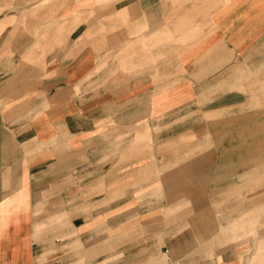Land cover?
Masks as SVG:
<instances>
[{
	"label": "crops",
	"instance_id": "0c3cea01",
	"mask_svg": "<svg viewBox=\"0 0 264 264\" xmlns=\"http://www.w3.org/2000/svg\"><path fill=\"white\" fill-rule=\"evenodd\" d=\"M261 90L264 0H0V264H264V204L207 191Z\"/></svg>",
	"mask_w": 264,
	"mask_h": 264
},
{
	"label": "rangeland",
	"instance_id": "374dc122",
	"mask_svg": "<svg viewBox=\"0 0 264 264\" xmlns=\"http://www.w3.org/2000/svg\"><path fill=\"white\" fill-rule=\"evenodd\" d=\"M43 1H50V0H43ZM63 1H70V0H63ZM109 1V0H108ZM97 7L100 5H96ZM102 7V6H101ZM92 11L89 12H78L73 19L81 18V17H88L92 14ZM72 20L68 21L69 23H72ZM66 22V23H68ZM74 24V23H73ZM167 24V22H166ZM166 26V25H165ZM144 31H149L148 26H143L142 28ZM163 31L165 36L170 35V27H166L164 29H160V31ZM151 31V30H150ZM160 31H155L154 33H151L149 36L142 35L138 36L135 40L132 41V43L128 44L126 49H132L133 51L136 50L138 53H142L143 55L148 54L152 50H156V55L161 56L163 55V52L166 50V44H167V38L165 37L164 40L158 39V34ZM153 32V31H151ZM259 94L264 95V91H260ZM258 95L257 93L255 96ZM205 116V115H204ZM203 116V117H204ZM194 138H187V139H177L174 143H170V139L165 140L163 142H160V146L164 145H180L182 146L184 142L186 141V144L191 141ZM238 146L239 149H220L221 153L219 154L220 161H228L231 158L233 161L237 162L238 165V173H236V176L238 177V182L240 184L239 194L240 196H236L237 193H231L229 191H226V189L231 188L233 186L228 185L226 182L227 179H224V184L221 186H212L207 187L208 194L212 193L214 194L216 192V197L218 198L220 195H222L223 200L220 202H213L208 203V206H211L212 209L217 208L219 205L222 210L227 211L231 208L232 205L237 204V210H242L246 207V201H248L251 204H254L255 206L257 204H264V138L257 137V138H247V137H240V138H226L224 139V148L227 146ZM199 151H203L206 149H195ZM209 150V149H207ZM233 151V152H232ZM188 154H186L187 156ZM195 156V155H193ZM198 156V155H197ZM252 179V180H251ZM229 181V180H228ZM192 203L186 202L179 204L176 209L173 212H177L178 210H182L183 208H187V205H190ZM162 206V205H161ZM165 207H161L159 209V213H161ZM236 211V209H235ZM264 216V213L261 214V217ZM223 222V221H222ZM264 227V225H263ZM262 230V229H261ZM165 236V235H162ZM155 240L144 243L145 245H150V243L154 244ZM249 244H245L243 246H240L238 248H235L236 251L240 252L245 250L248 247ZM163 247H158L157 251L160 253L161 251L165 250L166 244H161ZM118 257V256H117ZM117 257L112 258V260L117 259Z\"/></svg>",
	"mask_w": 264,
	"mask_h": 264
}]
</instances>
